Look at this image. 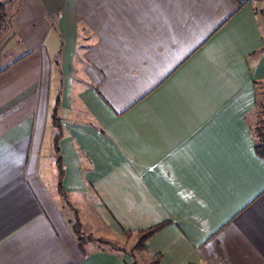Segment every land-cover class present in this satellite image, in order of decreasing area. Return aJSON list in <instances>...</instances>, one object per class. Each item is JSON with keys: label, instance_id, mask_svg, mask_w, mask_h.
Returning a JSON list of instances; mask_svg holds the SVG:
<instances>
[{"label": "crops", "instance_id": "0c3cea01", "mask_svg": "<svg viewBox=\"0 0 264 264\" xmlns=\"http://www.w3.org/2000/svg\"><path fill=\"white\" fill-rule=\"evenodd\" d=\"M0 3V264H264V0Z\"/></svg>", "mask_w": 264, "mask_h": 264}, {"label": "trees", "instance_id": "16d2710c", "mask_svg": "<svg viewBox=\"0 0 264 264\" xmlns=\"http://www.w3.org/2000/svg\"><path fill=\"white\" fill-rule=\"evenodd\" d=\"M6 17V5L4 3H0V36L1 31L4 27V24L7 20ZM52 122L53 125L58 129V134L56 135V141L55 145L58 147V143L61 140L62 137V125H61V119H59V116L57 114V108H55L53 115H52ZM255 152L256 154L264 160V119L260 121L259 125L255 129ZM168 223H160L156 226H153L147 230L140 231L138 233V243L136 246V249H144L146 242L153 237L155 234H157L160 230H162ZM75 231L79 235V241L83 239L82 237V227L80 224H77L75 226ZM81 247H83L81 244ZM115 248V247H114ZM116 250H120L119 248H116ZM159 259H156L152 262V264H158Z\"/></svg>", "mask_w": 264, "mask_h": 264}, {"label": "rangeland", "instance_id": "374dc122", "mask_svg": "<svg viewBox=\"0 0 264 264\" xmlns=\"http://www.w3.org/2000/svg\"><path fill=\"white\" fill-rule=\"evenodd\" d=\"M10 10H8V12H9ZM7 19H8V17H7ZM263 87H264V83H263ZM260 93H261V97H262V100L263 101H261V104H260V106L258 107V114L261 116V120H263L264 119V88L263 89H261V91H260ZM82 237H83V239L80 241V243L81 244H85V243H87V242H90V241H94V239H93V237H91L89 234H82ZM138 238V237H137ZM115 242V241H114ZM100 244H104L103 242H99ZM117 243V242H116ZM133 242L131 241V240H129L125 245H122L124 248H126L127 250H131L132 251V253L133 254H135V255H138L139 254V250H142V249H136V246H137V243H138V239H137V241L135 242V244H132ZM119 244H120V242H119ZM130 245H132L133 246V248H131L130 247ZM115 246H117V244H115V243H110L109 245H108V247L109 248H111V249H114V247ZM121 246V245H120ZM153 262V261H152ZM152 262H151V264H152Z\"/></svg>", "mask_w": 264, "mask_h": 264}]
</instances>
